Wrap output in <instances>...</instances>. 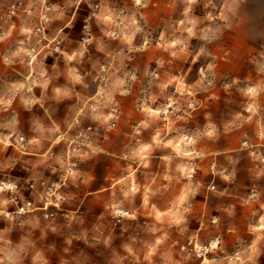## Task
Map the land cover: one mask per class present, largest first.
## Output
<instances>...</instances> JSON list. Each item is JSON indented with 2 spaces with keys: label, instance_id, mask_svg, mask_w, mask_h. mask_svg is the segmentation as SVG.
Wrapping results in <instances>:
<instances>
[{
  "label": "rangeland",
  "instance_id": "obj_1",
  "mask_svg": "<svg viewBox=\"0 0 264 264\" xmlns=\"http://www.w3.org/2000/svg\"><path fill=\"white\" fill-rule=\"evenodd\" d=\"M145 2L147 7L134 5L133 0H86L78 9L75 0H47L43 5L52 15L63 12L66 19L71 18L72 12L77 13L74 27L64 29L55 47L71 52L84 44L89 49L84 68L91 70L92 76L103 75L102 69L116 65L121 67L119 75L135 73L137 82L131 96L118 98L123 115L117 129L112 133L100 129L97 133L107 154H100L87 164L77 162L78 167L98 179L87 187L61 188L58 195L63 199L52 197L58 208L45 209L39 195L50 193L61 173L49 178L50 169L34 166L35 157L22 156L12 148L0 153V184H12L16 189L0 194V199L16 201L6 206L12 219L0 216V256L6 258L5 264H201L204 258L234 257L256 239L257 234L251 233L249 227L264 216V0ZM225 4L223 20L207 19L208 13L216 16ZM40 8V0H0V34L12 24L20 27L31 23L36 19L32 14ZM103 10L121 18L135 17L142 31L136 35L134 46L147 40L151 47L144 52H131L120 41L103 38L96 21L86 19L91 12ZM181 21L186 27L191 22L195 37L187 39V33L180 29ZM58 26L63 24L54 22L49 34ZM161 35L164 42L185 41L191 54L187 60H174L169 53L156 50ZM92 36L96 37L93 44H85ZM15 46L0 51V98L15 97L10 108L0 105V135L15 132L25 143L39 136L47 143L46 138L63 134L79 106L75 98L64 94L71 87L68 68L73 65L53 52L44 62L45 70L54 77L51 83L47 88L36 86L29 91L30 70L18 62H3ZM197 52L200 59L192 67L187 83L199 79L197 69H207L209 64L214 67L205 71L197 94L180 101L181 111L175 115L188 112L190 116L178 122L167 136L160 134L161 140L191 137L194 143L183 146L181 151L192 154L182 155L156 146L149 153V169L137 172L142 181L156 176L161 185L186 186L189 190L185 206L190 211L184 214L181 225L186 231L181 234L178 228L170 229L166 246L149 259V245L155 240L151 229L159 225L145 218L143 210L137 220H129L121 213L130 211L132 205H121L119 199H109L107 193L88 192L101 184L107 186L110 177L127 164L136 167L142 163L126 158L141 145L152 143L162 123L137 128L142 119H150L139 112V107L150 103L149 98L158 93L156 74L161 78L165 72L182 75ZM32 77L36 78L37 72H32ZM85 83L89 88L79 87L81 92L95 90L91 77ZM20 84L25 86L14 87ZM172 91L170 88L168 94ZM188 102L194 104L195 110L187 107ZM157 103L166 105L169 101L159 98ZM175 108L173 105L167 112L174 113ZM96 131L94 127L93 132ZM208 131L215 133L213 138L205 135ZM104 135H108V140H104ZM164 175L172 180L159 179ZM25 203L34 210L20 211ZM217 240L221 241L220 250L206 251ZM256 264H264V240L258 244Z\"/></svg>",
  "mask_w": 264,
  "mask_h": 264
},
{
  "label": "clouds",
  "instance_id": "obj_2",
  "mask_svg": "<svg viewBox=\"0 0 264 264\" xmlns=\"http://www.w3.org/2000/svg\"><path fill=\"white\" fill-rule=\"evenodd\" d=\"M85 2L86 0H75L77 9L81 3ZM192 2L195 3V0H192ZM46 3L47 0H40L41 8L32 14L36 17L34 21L20 27L12 24L3 34H0V51L12 47L13 44L16 45L11 56L4 58L3 62L5 65L18 62L21 66H26L30 70L28 79L31 80V87H29V91L36 86L47 88L51 83L54 77L49 76L45 70L44 62L53 52L59 53V56L63 57L68 65H73L68 68L71 87L64 94L70 99L75 98L79 106L72 115L71 121L67 123L62 135L46 138L47 143H45V138L39 136H33L25 143L23 142V137L17 136L15 132L9 135H0V153L12 148L14 152L22 156L35 157L34 166L44 165L47 169H50L49 178L61 173L58 176V182L53 183V189L50 193L45 192L39 195V199L44 203L45 209L50 206L59 207V204L52 197H56L57 200L63 199L62 196L58 195L61 188H80L81 185L87 187L98 179L96 175L78 167V164H87L96 156L107 154V149L101 146L97 139V133L100 129H103L105 133H112L117 129V125L123 115L120 111L121 99L118 98L131 96L133 84L137 82L135 73L125 72L123 76L119 75L121 67L116 65L110 66L106 71L102 69L103 75L92 76V71L84 68V56L89 51L84 44L78 50L71 52L55 47L58 39L62 38L61 34L64 29L74 27L73 22L77 13L75 11L72 12L71 18L67 19L63 12L52 15L49 9L43 7ZM209 3H211V0H209ZM133 4L138 7H147L145 0H133ZM226 9L227 5L225 4L216 16L208 13L207 19L223 20ZM86 19L89 21L94 19L96 21L103 38L120 41L122 44L127 45L131 52H144L151 47L147 40L139 47L134 46L136 35L142 31L135 17L130 19L121 18L114 13L103 10L99 13L91 12ZM65 20L66 22H64ZM57 21L61 22L63 26H58L53 29V34H49L53 23ZM180 29L187 33L188 40L196 36V29L191 22L186 27L185 22L181 21ZM95 39L96 37L92 36L84 43L92 45ZM155 49L169 53L174 60L182 57L187 60L191 55L188 51V44L185 41L176 39L164 42L163 35L160 37V42L155 45ZM98 51H103V49H98ZM199 59V52L195 56H191V63L187 71L183 72L182 75H173L165 72L163 78H161L159 74H156L158 93L149 98L150 103L145 102L139 107V112L150 119H142L137 128L141 126L148 128L151 124L157 122L162 123V127L156 129L152 143L141 145L130 157L126 158L133 161L139 160L142 163L137 164L136 167H133L131 163L127 164L120 170L119 174L110 177V183L107 186L101 184L99 188L90 189L88 192L89 195L107 193L109 199H119L121 205L124 203L132 205L133 207L130 211L121 213L129 220H137L140 211L143 210L145 218L151 219L155 225H159V227L151 229L155 235V240L149 245V259L156 255L161 247L166 246L170 229L173 227L178 228L181 234L186 231V228L181 227V225L184 221V214L190 211V208L185 206L189 190L186 186L161 185L158 183L156 176L146 177L142 181L138 179L137 172L141 168L149 169V153L156 146L171 148L182 155L192 154L189 151H181L183 146H190L194 143L191 137L180 136L171 140H161L160 134L164 133L167 136L173 131L174 126L178 122L186 120L190 116L188 112H185L184 116L175 115V113L181 111L180 101L185 96H195L205 79V71L214 67V65L209 64L207 69H197L199 79L192 84L187 83V77L191 73L192 67L199 62ZM73 62H75V65H80V67H76ZM52 67L55 69L57 66L54 63ZM81 68H84V70L81 71ZM32 72H37L36 78L32 77ZM56 75L59 76L60 73L57 72ZM88 77H91L92 82L96 84L95 90L81 92L79 87L89 88V85L85 83V79ZM24 86L23 84L14 85V87L20 88ZM170 88L173 91L168 94ZM55 90L57 92L60 91L59 88ZM159 98H163L169 103L166 105L158 104ZM14 99V96L7 100L0 98V105H3L5 109L10 108ZM153 105L156 106L154 107ZM173 105L176 106L175 112L170 114L167 112V108H171ZM187 107L195 110V106L191 102L187 103ZM173 116H175V119L172 118ZM248 119L251 120V117ZM94 127L97 130L96 132H93ZM57 131H59V128H57ZM205 135L211 139L215 133L208 131ZM261 139H264V136ZM104 140H108V135H104ZM57 153L59 154L57 155ZM159 179L170 182L172 177L164 175ZM31 187L35 189V185ZM9 190L12 192L16 191L12 184H0V194ZM15 203V199H0V216L12 219L11 215L6 211V206L14 205ZM137 204L138 207L136 206ZM261 207H264V205H261ZM25 210L34 209L31 204L25 203V207L20 209V211ZM229 231L231 232L232 229H229ZM249 231L257 235L248 249L226 260L204 258L201 264H256L258 244L264 240V216L259 218L257 224L251 225ZM157 233H160V235H156ZM191 239L195 240L196 237ZM220 244L221 241L217 240L206 251L216 252L220 250ZM129 252H131V249H129ZM5 259L4 256H0V264H5Z\"/></svg>",
  "mask_w": 264,
  "mask_h": 264
}]
</instances>
